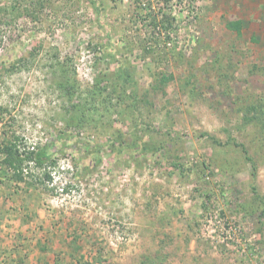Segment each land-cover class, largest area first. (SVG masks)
<instances>
[{
  "label": "rangeland",
  "instance_id": "374dc122",
  "mask_svg": "<svg viewBox=\"0 0 264 264\" xmlns=\"http://www.w3.org/2000/svg\"><path fill=\"white\" fill-rule=\"evenodd\" d=\"M60 131L0 264H264V0H0V143Z\"/></svg>",
  "mask_w": 264,
  "mask_h": 264
},
{
  "label": "trees",
  "instance_id": "16d2710c",
  "mask_svg": "<svg viewBox=\"0 0 264 264\" xmlns=\"http://www.w3.org/2000/svg\"><path fill=\"white\" fill-rule=\"evenodd\" d=\"M138 1V0H134ZM144 52L152 53V45H147L143 49ZM251 111H256V108H249ZM259 116V115H258ZM253 115L250 119L245 118L249 122H261V118ZM84 143L76 139L71 141V138L63 131L58 132L54 137L48 139L42 145L28 146L24 141L19 143L17 137L4 140L0 143V169L5 172H10L16 181H23L31 175V169H44L47 166L55 164L54 157L58 154H64L68 151L77 154L79 158L80 171H87L91 166L98 164V158H91L92 150L87 149ZM243 148V147H242ZM244 150V149H243ZM96 154H98L96 152ZM86 160V164L83 161ZM44 178L50 181L49 175L45 174Z\"/></svg>",
  "mask_w": 264,
  "mask_h": 264
}]
</instances>
